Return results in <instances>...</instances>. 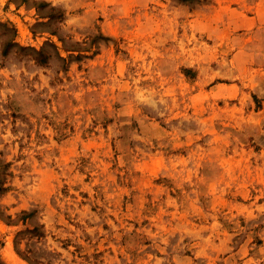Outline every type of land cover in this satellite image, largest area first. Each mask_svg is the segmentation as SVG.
Listing matches in <instances>:
<instances>
[{
  "label": "rangeland",
  "instance_id": "374dc122",
  "mask_svg": "<svg viewBox=\"0 0 264 264\" xmlns=\"http://www.w3.org/2000/svg\"><path fill=\"white\" fill-rule=\"evenodd\" d=\"M0 264H264V0H0Z\"/></svg>",
  "mask_w": 264,
  "mask_h": 264
}]
</instances>
